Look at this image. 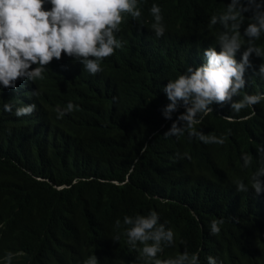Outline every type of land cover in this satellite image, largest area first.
I'll use <instances>...</instances> for the list:
<instances>
[{
    "label": "trees",
    "instance_id": "obj_1",
    "mask_svg": "<svg viewBox=\"0 0 264 264\" xmlns=\"http://www.w3.org/2000/svg\"><path fill=\"white\" fill-rule=\"evenodd\" d=\"M229 2L138 0L141 15L122 14L115 33L121 47L101 60L100 71L90 74L63 54L33 89L0 97V264H82L92 254L98 264H143L141 245L132 248L123 234L130 227L123 217L150 210L174 233L160 259L187 251L200 264L207 256L219 264H264V193L237 192L233 183H248L256 170L264 101L238 112L231 102L210 106L194 127L223 136V144L187 131L163 136L184 108L164 118L162 87L197 63L204 48L219 51L220 26L209 28L208 19ZM153 3L165 28L160 37L151 29ZM244 15L242 34L250 22ZM255 43L264 50V33ZM249 59L245 89L233 100L264 92L256 74L264 57ZM28 97L35 110L16 117L14 106ZM69 101L78 107L57 119L55 109ZM5 102L11 112L3 111ZM185 152L191 159L178 155ZM242 152L252 157L248 168ZM221 217V231L210 234V221Z\"/></svg>",
    "mask_w": 264,
    "mask_h": 264
},
{
    "label": "clouds",
    "instance_id": "obj_2",
    "mask_svg": "<svg viewBox=\"0 0 264 264\" xmlns=\"http://www.w3.org/2000/svg\"><path fill=\"white\" fill-rule=\"evenodd\" d=\"M138 0H0V97L22 94L27 88L37 85L34 80L43 79L46 68L64 60L63 54L83 65L90 74L100 71L103 58L113 54L121 47V41L115 33L119 31L122 14L127 13L135 19L141 15L137 7ZM154 22L151 29L156 37L164 33L161 23L160 6L153 3L149 9ZM245 13H250L247 26H241ZM219 25L215 36L216 47L204 48L197 63L187 66L175 79L167 80L162 87L169 103L163 109V116L171 119L172 114L183 106L176 121L163 136H180L187 131L189 137L195 136L208 144H223V136L205 135L194 127L208 113L213 104L231 102L232 111L245 106L256 105L264 101V92L243 94L246 69L250 65V56L264 57V50L255 41L264 33V0H230L225 10L213 14L208 19V27ZM243 49L241 52L240 50ZM240 52V59H236ZM264 82V63L258 66L256 73ZM28 85V87H27ZM6 94H9L6 96ZM35 95V91H33ZM36 99L31 97L14 106V115L22 117L35 110ZM24 103V104H23ZM28 104V105H25ZM69 101L63 109H55L56 118L61 119L73 111ZM2 109L11 112L13 105L3 103ZM181 155L191 159L187 152ZM257 167L248 183L240 179L233 181L237 192H247L249 187L256 194L264 193V145L256 149ZM242 167L248 168L252 157L245 152L240 154ZM120 227V219L115 220ZM161 222L159 214L150 210L147 215H125L123 224L127 243L136 248L143 264H200L196 253L187 251L175 257L160 259L164 247L174 244V233ZM225 223L223 217L213 219L208 226L209 233L215 235ZM120 235H113V241H119ZM7 259V257H6ZM207 264H219L213 256H207ZM82 264H98L95 254L89 255Z\"/></svg>",
    "mask_w": 264,
    "mask_h": 264
},
{
    "label": "bare ground",
    "instance_id": "obj_3",
    "mask_svg": "<svg viewBox=\"0 0 264 264\" xmlns=\"http://www.w3.org/2000/svg\"><path fill=\"white\" fill-rule=\"evenodd\" d=\"M27 87H28V85H27ZM8 95H9V94H6V96H8ZM30 99H31V97H29V100H30ZM103 242L105 243V241H103ZM104 243H103V244H104ZM205 256H206V255H205ZM205 256H204V257H205ZM220 258H223V257H219V259H220ZM222 264H223V260H222Z\"/></svg>",
    "mask_w": 264,
    "mask_h": 264
}]
</instances>
